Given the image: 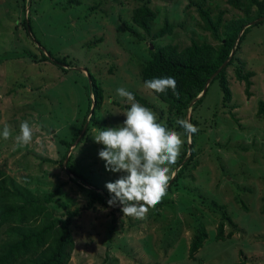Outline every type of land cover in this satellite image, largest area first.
Here are the masks:
<instances>
[{
	"label": "rangeland",
	"instance_id": "obj_1",
	"mask_svg": "<svg viewBox=\"0 0 264 264\" xmlns=\"http://www.w3.org/2000/svg\"><path fill=\"white\" fill-rule=\"evenodd\" d=\"M75 2L0 0V132L7 125L12 133L7 141L0 137V168L39 197L56 191L47 205L52 216L80 210L71 219L69 264H264V114L258 113V103L264 107V19L249 26L232 64L225 69L229 98L222 99L214 81L201 104L187 109L185 119L199 129L192 146L194 168L183 171L184 177L172 183L174 176L161 201L164 205L137 220L123 217L120 206L94 203L88 210L81 209L93 188L107 203L106 183L122 175L105 170L98 156L103 145L93 140L97 128L115 127L125 120L123 114L130 104L116 89L124 87L143 99L159 122L183 133L165 103L141 82L149 51L165 45L179 51L191 42L217 48L219 42L203 30L197 5L211 18L222 13L219 38L229 20L253 19L255 7L236 8L226 0ZM140 5L155 14L149 34L131 22L132 10ZM23 20H29L30 31L24 30ZM164 20L169 34L153 38ZM251 21L255 19L247 23ZM127 27L137 36L126 32ZM23 51L30 59L22 57ZM12 52H18L19 58H12ZM47 52L66 58L72 67L61 71L41 60ZM235 69L241 75L252 73L249 95L243 82L236 80ZM86 71L94 76L102 102L92 124L69 150L60 141L70 143L81 125L90 86ZM23 121L32 126L33 141L18 147L14 138ZM182 138L190 148L191 137ZM63 155L69 156L68 170L80 177L63 168ZM178 169L173 166L175 175ZM212 201L224 207L235 225L232 228L223 221V240L219 241L214 234L221 211ZM200 224L207 237L190 259L188 245Z\"/></svg>",
	"mask_w": 264,
	"mask_h": 264
},
{
	"label": "trees",
	"instance_id": "obj_2",
	"mask_svg": "<svg viewBox=\"0 0 264 264\" xmlns=\"http://www.w3.org/2000/svg\"><path fill=\"white\" fill-rule=\"evenodd\" d=\"M71 1L75 2V0ZM226 2L230 6L236 8L240 6L245 8L255 7L253 19L264 17V0H226ZM196 9L203 25V30L208 32L213 39L217 40L219 46L213 48L208 44L197 45L195 42H191L189 46L178 51L174 46L165 45L155 51H149V58L143 62L140 74L143 85L145 81L156 77L172 76L176 79L179 98L174 96L171 90L168 91L167 95L154 94L151 90L150 92L158 100L165 103L170 114L177 119H185L188 108L191 107L192 109L201 104L207 93L208 87L214 81L218 82L222 99L226 101L229 98V89L224 79L225 69L232 64L234 55L239 49L244 35L250 28L246 27L243 29L244 25L248 21L253 20L251 18L229 20L224 27L225 31L223 37L219 38L217 30L222 22V13L219 12L214 18H211L209 12L202 9L201 6L197 5ZM154 18L155 14L146 5H140L131 12L132 24L145 34H149L150 23ZM26 21L30 31L29 20H23L21 23L25 30ZM261 23H263V21ZM125 30L131 35L137 36L133 29L127 27ZM241 30L240 36L237 37ZM169 31L170 27L164 20L163 26L155 32L152 37L161 38L169 34ZM232 47H234V52L228 59ZM16 53L12 52L10 56L14 59L19 58L20 55H16ZM21 55L23 58L30 59L24 51ZM65 59L64 57H55L49 52L41 56V60L50 61L52 64L59 67L61 71H65L66 67H72V65L65 62ZM227 59L226 65L209 80L202 96L195 100L201 93L207 80ZM86 76H88L90 81V94L88 90L86 110L81 125L70 143L60 141L62 144L65 143L66 149H69L71 146L70 144L74 142L80 133L91 105L92 111L89 114L86 129H88V126L94 121L95 112L100 108L102 102V93L94 76L87 71ZM251 76L252 73L250 72L241 75L238 69H235L236 80L243 82V90L246 95H249L248 91L251 85L249 78ZM91 96L93 101L90 99ZM135 99L141 105L149 108V105L143 99L137 96H135ZM258 113L264 114V107L261 102L258 103ZM190 123L193 124V121L191 120ZM194 140L195 134L191 135L192 145H190V148L184 143L183 150L176 164L179 169L173 181H171L172 183L184 177L183 171L194 168L195 162H192L195 156V152L192 148ZM186 152L190 153L187 160H184ZM64 158L63 155L61 161H63ZM68 162L69 156L67 157L65 170L75 178L80 177L73 171L68 170ZM170 186L172 185L169 184L167 192L170 190ZM55 194L56 191H53L47 197H39L27 187L17 182L14 178L7 175L5 171L0 168V233L2 234L0 238V264H69L73 251V239L70 232L71 219L78 216L80 210L74 209L72 211H66L65 214L61 215L59 218L52 216L47 205L51 202ZM88 194L89 200L81 208L82 210L90 209L94 203L107 204L104 197L97 192L96 188H93L92 191H88ZM211 204L217 206L221 211L219 222L215 228L214 240H223V221H226L232 228H235V225L227 216L222 205H217L214 201H212ZM162 205H164V203L160 202L157 206ZM169 207L171 208L172 205ZM193 230L194 232L187 251L188 258L190 259H192L202 247L207 237L205 228L202 224ZM231 232L232 231H229L226 237L229 238L232 234Z\"/></svg>",
	"mask_w": 264,
	"mask_h": 264
},
{
	"label": "clouds",
	"instance_id": "obj_3",
	"mask_svg": "<svg viewBox=\"0 0 264 264\" xmlns=\"http://www.w3.org/2000/svg\"><path fill=\"white\" fill-rule=\"evenodd\" d=\"M144 87L154 94L167 95L171 90L179 98L177 81L172 76L152 78L144 82ZM116 93L130 104L123 114L125 120L115 127L97 128L93 140L103 145L98 156L105 170L122 174L105 185L110 196L108 207L120 206L123 217L143 220L167 195L169 181L175 176L173 166L184 144L182 136L190 138L199 129L187 119H177L175 123L183 133L170 130L158 121L156 113L137 102L132 92L120 87ZM0 137L5 141L12 137L9 126H4ZM14 140L18 147L32 143L33 128L28 121L21 122Z\"/></svg>",
	"mask_w": 264,
	"mask_h": 264
},
{
	"label": "water",
	"instance_id": "obj_4",
	"mask_svg": "<svg viewBox=\"0 0 264 264\" xmlns=\"http://www.w3.org/2000/svg\"><path fill=\"white\" fill-rule=\"evenodd\" d=\"M263 19H264V17H259V18L255 19V21H251V22H249V23H246V24L244 25L243 29L246 28V27H249V26H251V25H254L256 22H260V20H263ZM25 30H26L27 32L29 31V27H28V23H27V21L25 22ZM241 32H242V30L238 33L237 37L240 36ZM233 52H234V47H232V49H231V51H230V53H229V55H228V59L232 56ZM228 59L225 60L224 63H223V64H222V65L216 70V72H215V73H214V74H213V75L207 80V82L205 83V85H204V87H203L201 93L195 98V100L198 99L200 96H202V94L204 93V91H205V89H206V87H207V85H208L209 80H210L212 77H214V75L217 74V72H218L220 69H222V68L226 65ZM87 80H88V83H90L88 76H87ZM89 91H90V88H89ZM191 103H192V102H191ZM89 111H90V112L92 111V105H91ZM86 124H87V122L85 121L83 128L81 129V131H80L78 137H77V138L75 139V141H74V142H75L74 144H76L77 141L79 140V138L81 137V135H82V133H83L85 127H86ZM72 147H73V145L69 148V150H70ZM69 150H68V151H69ZM67 153H68V152H67ZM67 157H68V155H66L65 158H64V160H63V163H62L63 168H65V164H66V161H67ZM184 160H185V159H184ZM170 181H171V180H170ZM170 181H169V182H170Z\"/></svg>",
	"mask_w": 264,
	"mask_h": 264
}]
</instances>
